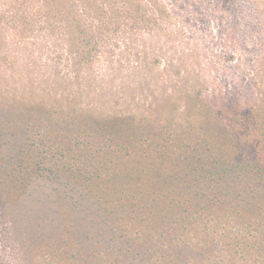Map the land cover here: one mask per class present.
<instances>
[{
	"label": "trees",
	"instance_id": "trees-1",
	"mask_svg": "<svg viewBox=\"0 0 264 264\" xmlns=\"http://www.w3.org/2000/svg\"><path fill=\"white\" fill-rule=\"evenodd\" d=\"M206 92L166 90L150 116L92 119L62 143L19 145L17 120L0 124V207L23 264H264L259 111Z\"/></svg>",
	"mask_w": 264,
	"mask_h": 264
},
{
	"label": "rangeland",
	"instance_id": "rangeland-1",
	"mask_svg": "<svg viewBox=\"0 0 264 264\" xmlns=\"http://www.w3.org/2000/svg\"><path fill=\"white\" fill-rule=\"evenodd\" d=\"M199 88L258 109L249 129L264 136V0H0V124L17 120L19 145L50 131L62 143L115 112L148 117L166 90ZM8 210L0 264H23Z\"/></svg>",
	"mask_w": 264,
	"mask_h": 264
}]
</instances>
